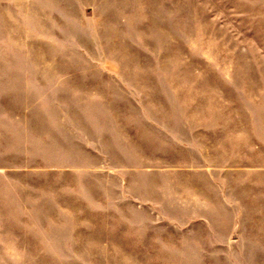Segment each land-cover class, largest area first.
<instances>
[{"label": "rangeland", "instance_id": "obj_1", "mask_svg": "<svg viewBox=\"0 0 264 264\" xmlns=\"http://www.w3.org/2000/svg\"><path fill=\"white\" fill-rule=\"evenodd\" d=\"M0 264H264V0H0Z\"/></svg>", "mask_w": 264, "mask_h": 264}]
</instances>
